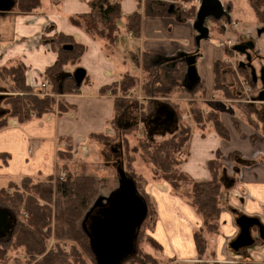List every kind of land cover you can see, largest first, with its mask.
I'll list each match as a JSON object with an SVG mask.
<instances>
[{
	"label": "crops",
	"instance_id": "obj_1",
	"mask_svg": "<svg viewBox=\"0 0 264 264\" xmlns=\"http://www.w3.org/2000/svg\"><path fill=\"white\" fill-rule=\"evenodd\" d=\"M88 1L90 0H40L39 8L31 12L21 14L14 12V9L4 13L5 16H0V66L21 62L26 67V83L33 89L40 87L45 80L42 76L45 68L51 66L56 59L49 44L53 35L63 33L85 47L76 66L64 71L69 76L77 68L85 71L84 80L79 87L75 85L73 94L63 95L65 101L75 107L74 111L61 115L55 111L23 125L16 119H8L6 127L0 130V155L7 156L6 162L0 158V179L5 184L21 177L46 178L57 172L60 137H69L75 151V147L83 145L91 134L104 132L112 136L113 96L116 89L113 86L119 84L126 73L136 76L140 65L135 59L139 60V55L148 58V66L156 68L165 65L163 60L168 57L182 52L192 53L194 50L195 32L191 21L180 19L177 12L169 11L171 5H161L159 1L154 5L158 8L156 15H146L142 0H119L122 16L117 21L118 30L119 23L122 22L126 31L125 18L128 15L135 11L141 15L139 37L128 38H134L137 42V51L130 53L133 68L126 63L124 57L122 59L116 56L117 40L112 53L107 55L102 51L100 42L90 39L69 23V17L89 12ZM161 7L165 8V14L159 11ZM221 46V42L213 40L212 44L204 47L205 64L201 62V68L199 65L196 68L203 69V76L197 72L198 86L204 92L203 97L200 93L195 95L199 96L198 100H223L214 94V64L225 60ZM223 74L224 71H221L222 76ZM222 76L221 82L226 85ZM103 87H107L105 93L102 92ZM180 88L188 94L193 93L187 92L182 86ZM133 91L139 98V89ZM232 93L235 97L240 96L237 87ZM204 103L223 106L219 118L229 139L222 140L210 124H205L203 131L195 129L181 169L195 180H208L211 174L207 163L218 159L221 164L218 177L222 188L219 229L210 242L213 258L209 261L197 260L193 233L201 226V220L188 203L171 194L166 183H148L145 187L154 213L150 237L160 245L161 256L171 261V264H264V244L259 240H256L253 247L239 253H234L228 247L239 231L235 224L237 215L254 217L264 224V135L260 129L245 122L241 114L229 105L225 106L217 101ZM131 105L122 111L118 129L128 130L136 125L141 126L142 123H137L136 120L140 116L132 117L130 114L131 110L137 111L138 115L140 111ZM226 109L230 111L226 112ZM261 110H264V106ZM254 114L259 117L257 113ZM130 119L133 121L131 124L128 123ZM261 119L263 120L262 117ZM255 235L253 233V237Z\"/></svg>",
	"mask_w": 264,
	"mask_h": 264
},
{
	"label": "trees",
	"instance_id": "obj_2",
	"mask_svg": "<svg viewBox=\"0 0 264 264\" xmlns=\"http://www.w3.org/2000/svg\"><path fill=\"white\" fill-rule=\"evenodd\" d=\"M15 2L16 8L14 12L21 14L31 12L40 6V0H15ZM181 2L189 5V9H187L183 16L184 20L192 21L197 4H193L194 0H181ZM247 3L254 13L257 22L261 23L264 15V0H247ZM88 6V13L69 17V23L82 31L90 39L100 42L102 51L109 55L112 53V48L119 32L117 21L122 16L120 4L117 1L90 0L88 1ZM156 10L158 8L153 3L145 8L146 15H156ZM5 15L0 13V16ZM140 19L141 15L138 11L133 12L125 18L126 31L135 38L139 37ZM220 25L221 21L213 25L218 32H220ZM49 44L51 50L56 54V59L51 66L45 68L42 74L43 79L49 80L48 94L56 93L62 97L63 95L73 94L75 91L74 81L62 75L67 74L64 72L65 68L76 66L85 52V47L77 43L73 37L64 35L63 33L53 35L52 41ZM66 46L68 49L65 48ZM224 67L223 61L215 62L214 64V94L222 98L234 99V95L230 89L221 82V71ZM142 70L144 80L142 81L141 94L144 99L157 95L168 97L173 93L188 94L175 83L176 80L181 78L184 71L182 63H179L173 70L163 67H145ZM25 73L26 67L19 61L0 66V82L8 85L7 88H0L15 94L14 97L5 99L4 104L8 108L9 113L6 117L0 119V130L6 127L7 119H16L19 124L23 125L32 119H41L53 114L55 110L58 111L59 115L75 110V107L69 105L62 97L56 105L53 97L37 96L26 83ZM240 74L244 78L248 77L245 72H241ZM122 78L123 81L120 84L121 93L126 95L138 85L137 77L126 73ZM155 84L156 88L154 89ZM107 87H103L102 92L105 93ZM197 93H200L201 97H203L202 93L204 92L200 86L188 95L194 96ZM113 103L114 117L111 120L112 127L126 108L124 107V100L116 97V95L113 96ZM149 104L150 101L147 103L146 110H150L151 106ZM170 106L177 114L185 112L183 106L178 103H172ZM229 107L238 111L245 122L258 130L253 125L255 121H258V118L254 115V111L250 105L235 103ZM188 108L194 123L193 130L198 129L199 131H203L205 124H210L213 131L222 140L229 139V134L219 118V114L223 108L222 105L208 103L199 106L195 102H191L188 104ZM203 109L207 111L204 116H202ZM261 132L264 135V126ZM192 133V128H189L187 123L178 121L177 128L166 136L160 134L149 141L142 135V137L136 139V144L131 149V152H129V141L125 137L123 141L125 148L124 157L126 156V161L128 162L125 171L133 178L138 193L147 204L148 212L139 231L137 253L123 264H163L162 261L157 260L150 253L140 248L150 214V198L145 191L148 183L168 184L173 196L182 199L193 208L201 220V226L193 233L197 260H212L213 252L210 249V242L216 237L219 229L218 221L222 188L218 177L222 167L218 159L209 161L207 168L211 176L208 180H195L181 169V165L188 154V145ZM94 136L100 138L105 135H89V137ZM105 138L109 139L106 136ZM59 142L64 144V148L58 151V160L60 162L72 161L71 139L69 137H60ZM129 153L133 155L139 154V159L144 166L149 167L150 179L135 172L134 167L131 168L134 158L128 157ZM181 156H185L184 160L181 159ZM0 158L3 162H6L7 156L0 155ZM81 172L79 176L74 178L68 174L64 181H60L58 177L49 176L46 177L44 183L36 184H32L29 177H21L20 179L7 182L6 186L0 188V207L10 210L16 216V225L11 238L7 242L0 243V248H2L0 261L3 264H6L4 256L15 250L22 251L26 255L25 264H69L70 258L75 259L74 264H86L82 256H87L88 260L92 264H95L89 248L88 238L82 228V222L98 198V195L105 188V182L92 174L85 173L84 169ZM50 181L54 182V186L49 183ZM112 181H114V185L108 191V194L117 187L115 175ZM18 183H20L21 188H15ZM13 187L16 191L10 194L8 191ZM40 202L43 204L40 205ZM51 205L54 206V211L51 209ZM20 211L24 212L27 216L24 222L20 221L17 217ZM53 218V236L57 242L63 240L72 241L74 246L71 247V254L65 253L59 248L55 251L47 250V241L50 238L51 220ZM149 225L151 231L154 221ZM146 243L154 251H161L160 245L150 236H146L144 245H147ZM75 246L79 247L81 251H78V248ZM38 257L40 259L37 260Z\"/></svg>",
	"mask_w": 264,
	"mask_h": 264
},
{
	"label": "rangeland",
	"instance_id": "obj_3",
	"mask_svg": "<svg viewBox=\"0 0 264 264\" xmlns=\"http://www.w3.org/2000/svg\"><path fill=\"white\" fill-rule=\"evenodd\" d=\"M160 1V4L162 3L163 5H173V6H180V7H185V11H187V9H189V5L187 4H182L181 0H142L143 5H145V7H149L152 3L154 5H156V3H158ZM223 3H230L232 5V12L230 13V20L227 22L226 24V31L224 33L223 36H220L216 27L215 26H211L209 25V36L208 39L205 41H202L200 43V47H199V53H198V58L200 59L197 63H196V68L197 65L200 66L201 68V62H204L205 56L203 55L204 51V47L206 44H212L213 40L216 42H221V44L224 45V43H227V47L228 49H231V44L233 45H239L241 44L242 41L246 40V39H250L253 44L254 47L251 51V55L253 53H259L262 57H264V33H262L260 36L257 35V30L260 29V26L262 25L260 22H257L254 13L252 12V10L250 9L247 0H220ZM117 2H119V0H117ZM197 0H194V5L197 4ZM141 4V2H140ZM161 4V5H162ZM163 7V6H162ZM160 8L159 11H161V13H165V8ZM156 13V12H155ZM120 30L117 36V52H116V56L122 58L124 57V59L127 61L126 63L129 64V66H131V57H130V53L131 52H136L137 51V42L135 41V39L133 38L132 40L128 39V33H126L125 29L123 28V23L120 22ZM195 46V45H194ZM223 48V53H224V47L221 46ZM194 49V47H193ZM254 55V54H253ZM206 56H208V53H206ZM226 56V55H225ZM229 56H232L231 59V64H229L230 68L227 71L230 72H225L223 74V77L225 79V84L227 85V87L229 86L230 91L233 92L234 89H236V84H235V78H236V73H235V69L237 68V63L238 61H243V56L239 55V54H235L233 53V51H229ZM139 60L135 59V62H138L140 65V71L136 72V76H137V86L134 88L136 90L139 89L140 91V97L137 98L136 93L133 91V89L131 91H129L126 95H123L121 93V86L120 84L122 83V77L121 80L119 82V84H115L114 88H116L114 90V95H116V97H119L121 100H124V107H128L130 106H134L135 108H138L140 113L138 115L137 111L133 112V110L130 111V114L133 116H140L141 118L145 119L147 117H149L153 111V102L157 101V102H162V103H167V104H172V103H178L181 106H183L185 112L182 114H177L178 116V121L187 123V126L190 128H192L193 130V120H192V115H188V113H190L188 111V104L195 101L197 98H199V96H190L188 94H183V93H173L172 95H169L168 97H163L161 95H157V96H151L148 97L147 99H144V97H142L143 95L141 94V87H142V81L144 80V73H143V68L145 67H152V66H148V58L143 57L142 55H139ZM228 57V56H227ZM135 58V57H134ZM123 59V58H122ZM259 64L261 65V63L259 62ZM254 65H256V61L254 63ZM133 67V66H131ZM161 67V66H160ZM253 68H255V70H257V67L253 66ZM67 68H73V67H67ZM65 68V69H67ZM134 68V67H133ZM155 68V67H154ZM203 70V69H202ZM201 69H197V72H199V75L201 74L203 76V71ZM205 70V68H204ZM205 72V71H204ZM247 75H249L250 73L248 71L245 72ZM200 75V76H201ZM240 77L241 74L239 75ZM244 78V77H243ZM43 82V81H42ZM8 85L1 83L0 82V87L1 88H7ZM138 87V89H137ZM0 88V89H1ZM154 89L156 88V84L153 87ZM257 86L252 90V91H257ZM33 89V88H32ZM3 90V89H2ZM4 94L6 95L5 99H10L12 97L15 96L14 93H10L7 90H3ZM181 91V90H180ZM33 92L39 96V97H45L42 96V93L47 94L49 92V87L46 90L41 89L40 87L38 89H33ZM109 94V93H108ZM53 97L56 105L58 103V101H60L61 97L60 95L56 94V93H51V96ZM63 98V97H62ZM5 99L1 102L0 104V109L8 111V108L5 106ZM224 100V99H223ZM223 100L220 101V103L225 104V106H228L229 104H235V102H224ZM150 101L149 106H151L150 110H146L147 109V103ZM152 102V103H151ZM197 105L199 106H203L205 103L203 101H198V99L195 102ZM137 106V107H136ZM264 106L263 103H258V102H254V104L252 105L253 107V111L255 113L258 114V121H255L253 123V125H255V127H257L258 129L262 130L263 126H264V119H261V115L260 113L262 112L261 107ZM56 109V108H55ZM137 109V110H138ZM57 111V110H55ZM230 110L226 112H229ZM8 113L6 115H4L3 117H6L8 115ZM55 113V112H54ZM191 114V113H190ZM255 115V114H254ZM186 116V118L184 119L183 117ZM187 116H190L189 119H187ZM204 116V115H202ZM257 116V115H255ZM3 117H1L0 119H2ZM120 118V117H119ZM119 118L117 119V121L115 122V125L113 126V130H114V134H112V136H110L109 134L107 135L106 133L102 132L99 134H104L106 137H108L109 139L105 138V136H102L100 138L94 136V137H87V139L85 140V143L79 147H75V151L73 150V145L72 146V161L70 162H58L57 163V167H58V171L55 172L53 175L54 178L58 177V179L60 181H64L67 177V175H71L72 178L79 176L80 173H82V169H84L85 173H89L94 175L96 178L103 180L105 183V188H103V190L101 191V193L98 195V198L101 197H106L108 195V191L112 188V186L114 185V181H112V178L115 175L114 169L112 168V164L106 160L107 157L111 156V149L117 147V145L120 143L121 144V150H122V161H123V167H124V171H125V167L127 168V164L128 162L126 161V156L124 157V144L123 141L126 137V139H128L129 141V152H131V149L135 146L136 144V139H139L140 137H142V135H144L146 137V133L144 130V125L140 124L141 126H135L132 127L128 130H122V129H118V127L120 126L118 124L119 122ZM204 118V117H203ZM8 120V119H7ZM140 121V119H137V123ZM131 122H133L131 119L129 120V124H131ZM124 136H123V135ZM161 134V132L155 134V136H159ZM169 133H164V136L168 135ZM122 135V136H121ZM154 136V137H155ZM163 136V135H162ZM104 137V138H103ZM147 138V137H146ZM147 140H149L147 138ZM152 140V139H151ZM149 140V141H151ZM60 148L63 149L64 148V144L61 143L60 144ZM128 157H133L134 158V162L131 164V168L134 167L135 172H137L138 174L142 175L143 177L150 179V173H149V167L144 166V164L141 162V160L139 159V154H135L133 155L132 153L128 154ZM185 156H181V159L184 160ZM114 161V160H113ZM115 162V161H114ZM126 172V171H125ZM127 173V172H126ZM63 174V175H62ZM128 174V173H127ZM62 177V179H61ZM32 184H36V183H44L46 181V178H42V177H35V178H31L30 179ZM52 186H54V182H49ZM4 185L6 186L5 183L2 182V179H0V188L4 187ZM117 185V182H116ZM15 188H21L20 187V183L16 184ZM14 187L12 189H10L8 192L10 194H13L16 189ZM21 191V190H20ZM97 198V199H98ZM96 199V200H97ZM150 201V214L148 217V223H147V227L145 228V234L142 238V242L140 244V248L142 250H144L147 253H150L153 257H155L157 260L162 261L163 264H171V261L165 260L162 256H161V252L158 251H154L153 249H151L148 244L144 245L145 241H146V236L149 237L150 236V223L154 221V213H153V207L151 206V200ZM43 204L42 202H40V205ZM51 209L54 211V206L51 205ZM14 214V213H13ZM15 216V214H14ZM18 219L20 221H25L27 216L24 212L20 211L19 214L17 215ZM16 218V216H15ZM51 233H50V238L47 241V250H53L55 251L56 249H61V251H64L65 253L71 254V247L74 246L73 242L71 241H56L54 236H53V229H54V218L51 220ZM77 247V246H75ZM78 251H81L79 247ZM76 248V249H77ZM2 248H0V254H1ZM81 255V254H80ZM85 261L86 264H92L87 256H82ZM40 259L39 257L37 258V260ZM4 260L6 262V264H25L26 263V255H24V253L22 251H18L15 250L14 252H10L7 253L4 256ZM75 259L70 258L69 259V264H74ZM0 264H3L0 261ZM174 264V263H173Z\"/></svg>",
	"mask_w": 264,
	"mask_h": 264
},
{
	"label": "water",
	"instance_id": "obj_4",
	"mask_svg": "<svg viewBox=\"0 0 264 264\" xmlns=\"http://www.w3.org/2000/svg\"><path fill=\"white\" fill-rule=\"evenodd\" d=\"M15 7V0H0L1 14L9 13ZM172 8L171 5L169 11ZM223 16H227V12L224 11L220 0H199V6L192 22V29L195 32L194 53H177L163 60V64L170 63L174 66L177 62L184 64L185 71L181 86L187 92L194 91L199 84L195 64L200 42L208 39L210 19L218 21ZM257 33L258 35L264 33V28ZM65 48L68 49L67 46ZM250 74L252 81L256 83L253 68ZM62 76L72 78L76 87H79L84 80L85 71L77 68L72 75ZM5 96L4 91L0 89V104ZM253 100L258 103L264 102V86ZM7 113L8 111L0 109V118ZM262 118L264 119V113ZM140 122L144 125L146 137L151 140L159 132L162 135L172 133L177 128L178 118L169 104L155 101L151 115ZM112 149L118 157L111 165L117 179V187L106 197H99L82 222L95 264H123L134 257L137 253L139 231L148 212L147 204L138 193L133 178L124 171L121 144L119 143L116 149ZM235 224L239 231L228 245L231 251L239 253L241 250L249 249L255 245L256 240L264 244V224L259 219L237 215ZM15 225L14 214L0 207V243L7 242L11 238ZM253 233L256 234L255 237Z\"/></svg>",
	"mask_w": 264,
	"mask_h": 264
},
{
	"label": "flooded vegetation",
	"instance_id": "obj_5",
	"mask_svg": "<svg viewBox=\"0 0 264 264\" xmlns=\"http://www.w3.org/2000/svg\"><path fill=\"white\" fill-rule=\"evenodd\" d=\"M197 1L198 2H197L196 11H197V8L199 6V0H197ZM181 3L184 4L183 2H181ZM221 3L223 5L224 11L227 12V16H223L220 20H218V21H221V25L219 27L220 28V32H218V33H219L220 36H223L224 33H225V31H226V24L230 20V13H231V10H232L231 9L232 8V5L230 3H226V4L223 3V2H221ZM172 11H174V13L177 12L179 14V18L180 19L181 18L184 19L183 16H184V13L186 12L185 11V7L173 6ZM195 14H196V12H195ZM194 18H195V15H194ZM194 18H193V20H194ZM193 20L191 21V23L193 22ZM218 21H215L213 19H210V25L213 26ZM261 24L262 25L260 26V29L259 30H261L262 28H264V15H263V19L261 21ZM259 30H257V32ZM257 35H258V33H257ZM260 35H258V36H260ZM228 42L229 41H227V43H224V45H223V47H224V53H225L226 56H225V60L223 61V63L225 64V67L222 69V71H224V73L225 72H230V71H227L230 68L229 64H231V60H229V59L232 58V56H229V51L232 50L233 53L242 55L244 60L243 61H241V60L238 61L237 68L234 70L235 73H236L235 84H236V86H237V88L239 90L240 96L239 97H235L234 96V99H226V98H223V99H225V100H227L229 102H235L237 104L238 103H241L239 100L241 99V97L243 95V89L242 88H243L244 85H247V86L250 87V90H251V92H250L249 95L252 98V102L251 103H243V104L250 105V107H251V105H253L254 102H255L253 99L261 91L262 86H264V57H262L259 53H256V52L253 53L254 55L253 54L251 55V51H252V49L254 47V44H253V42L250 39H246V40L242 41L241 44H239V45L238 44L237 45L231 44V47H230L231 49H228V47H227ZM236 47H238L237 50L235 49ZM194 51H195V46H194V50H193L192 53H194ZM197 58H198V55H197ZM255 61H256V65H254ZM259 62L261 63V65L259 64ZM179 63H181V62H177L175 64V66L172 65V64H170V65L165 64V65H160V66L163 67V68L166 67V69H169V70H173V69H175V67ZM252 65L255 66V67H257V70H255V68H253ZM183 66H184V64H183ZM251 68H253V70H254V76H255V79H256V83H254L252 81L251 74H249L247 78H243V77H240L239 76L241 72L248 71L250 73L251 72ZM184 71H185V66H184ZM184 71H183V73L181 75V78L179 80H176L175 81V83L179 87L181 86L182 81H183ZM184 83L186 84V82H184ZM256 86L258 87L257 88V91H252ZM263 104H264V102H263ZM230 105L231 104H229V106ZM262 112H264V110H262ZM138 118L140 120L143 119L141 117H138ZM111 153H112L111 156L107 157L106 160L109 161L111 164H113L114 161H116L118 159V157H117V154L115 153V150L114 149H111ZM255 244H256V242H255Z\"/></svg>",
	"mask_w": 264,
	"mask_h": 264
},
{
	"label": "built area",
	"instance_id": "obj_6",
	"mask_svg": "<svg viewBox=\"0 0 264 264\" xmlns=\"http://www.w3.org/2000/svg\"><path fill=\"white\" fill-rule=\"evenodd\" d=\"M128 38L129 39H131L132 38V36H131V34H128ZM49 87V80L48 79H45L41 84H40V88L41 89H43V90H46L47 88ZM243 95H242V97H241V99L239 100L241 103H251L252 102V98L250 97V92H251V90H250V87L249 86H247V85H244L243 86ZM111 93L109 92V95H110ZM42 96H51L50 94H45V93H42ZM197 100V99H196ZM195 100V101H196ZM238 100V99H237ZM199 102L200 101H203V102H214V101H217L218 103H220V101L221 100H215L214 98H212V99H207V98H204V99H200V100H198ZM224 102H229V101H227V100H223ZM222 104V103H221ZM202 113H203V115L204 114H206L207 113V111L206 110H202ZM188 115H191L190 113H188ZM189 117L190 116H187V119H189ZM184 119L186 118V116H184L183 117ZM63 175V174H62ZM61 179H62V177H61Z\"/></svg>",
	"mask_w": 264,
	"mask_h": 264
}]
</instances>
